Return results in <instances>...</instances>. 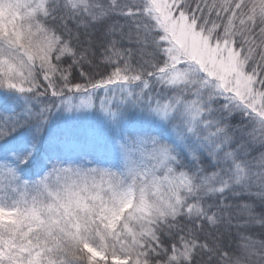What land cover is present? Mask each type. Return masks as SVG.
Returning a JSON list of instances; mask_svg holds the SVG:
<instances>
[{
  "label": "snow or ice",
  "instance_id": "obj_1",
  "mask_svg": "<svg viewBox=\"0 0 264 264\" xmlns=\"http://www.w3.org/2000/svg\"><path fill=\"white\" fill-rule=\"evenodd\" d=\"M0 264H264V0H0Z\"/></svg>",
  "mask_w": 264,
  "mask_h": 264
},
{
  "label": "trees",
  "instance_id": "obj_2",
  "mask_svg": "<svg viewBox=\"0 0 264 264\" xmlns=\"http://www.w3.org/2000/svg\"><path fill=\"white\" fill-rule=\"evenodd\" d=\"M235 243H239V240H236Z\"/></svg>",
  "mask_w": 264,
  "mask_h": 264
}]
</instances>
